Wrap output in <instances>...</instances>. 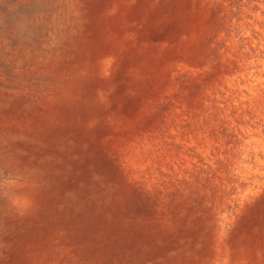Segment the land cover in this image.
Wrapping results in <instances>:
<instances>
[{"label":"bare ground","instance_id":"bare-ground-1","mask_svg":"<svg viewBox=\"0 0 264 264\" xmlns=\"http://www.w3.org/2000/svg\"><path fill=\"white\" fill-rule=\"evenodd\" d=\"M206 21L197 0H0V264H264V54L192 97L173 80Z\"/></svg>","mask_w":264,"mask_h":264},{"label":"rangeland","instance_id":"rangeland-1","mask_svg":"<svg viewBox=\"0 0 264 264\" xmlns=\"http://www.w3.org/2000/svg\"><path fill=\"white\" fill-rule=\"evenodd\" d=\"M197 1L206 11L207 21L195 40L191 72L181 71L173 80L174 83H177V87L180 86L192 97L197 90L200 92L208 87L214 70L228 71L231 69L230 59L228 56L225 57L227 53L233 52L237 56L235 58L236 69L241 68L246 61L251 59V55L264 54V0ZM61 18V16L56 17L52 14L44 15L42 18L43 24L48 28L47 38L42 43H37L36 46L32 45L31 49L42 54L44 61L46 59L49 61L55 38V27H58ZM7 46L8 43L3 41L2 48L7 49ZM194 71H197L198 87L196 89L193 88V84L196 82ZM230 74L235 77L233 72ZM217 90L219 93H214L212 100L214 101L213 107L218 112L219 109L222 111L221 105L224 103L226 93L221 89ZM209 98L210 95L207 104L210 111ZM199 107H201L200 104ZM236 113L237 110L235 109L233 115L235 116ZM198 115L201 117V113ZM225 122L224 118L222 123L220 122L223 131L233 134L236 127L225 124Z\"/></svg>","mask_w":264,"mask_h":264}]
</instances>
